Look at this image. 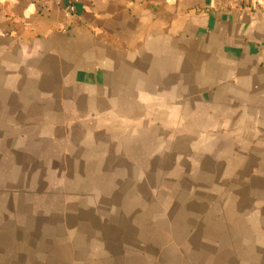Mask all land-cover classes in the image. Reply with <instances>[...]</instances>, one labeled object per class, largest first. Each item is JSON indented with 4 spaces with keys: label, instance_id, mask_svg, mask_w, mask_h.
Here are the masks:
<instances>
[{
    "label": "crops",
    "instance_id": "crops-1",
    "mask_svg": "<svg viewBox=\"0 0 264 264\" xmlns=\"http://www.w3.org/2000/svg\"><path fill=\"white\" fill-rule=\"evenodd\" d=\"M0 0V264H264V0Z\"/></svg>",
    "mask_w": 264,
    "mask_h": 264
},
{
    "label": "built area",
    "instance_id": "built-area-1",
    "mask_svg": "<svg viewBox=\"0 0 264 264\" xmlns=\"http://www.w3.org/2000/svg\"><path fill=\"white\" fill-rule=\"evenodd\" d=\"M44 1H51L58 4L59 6L63 5L64 13L68 17L74 16L76 13L75 0H44Z\"/></svg>",
    "mask_w": 264,
    "mask_h": 264
}]
</instances>
